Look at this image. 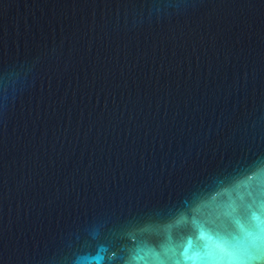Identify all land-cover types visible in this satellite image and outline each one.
<instances>
[{
	"label": "water",
	"instance_id": "95a60500",
	"mask_svg": "<svg viewBox=\"0 0 264 264\" xmlns=\"http://www.w3.org/2000/svg\"><path fill=\"white\" fill-rule=\"evenodd\" d=\"M0 264H264V0H0Z\"/></svg>",
	"mask_w": 264,
	"mask_h": 264
}]
</instances>
